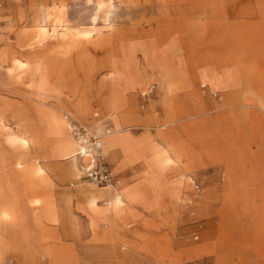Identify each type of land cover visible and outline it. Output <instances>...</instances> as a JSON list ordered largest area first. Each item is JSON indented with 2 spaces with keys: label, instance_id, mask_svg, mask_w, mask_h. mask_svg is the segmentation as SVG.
<instances>
[{
  "label": "rangeland",
  "instance_id": "rangeland-1",
  "mask_svg": "<svg viewBox=\"0 0 264 264\" xmlns=\"http://www.w3.org/2000/svg\"><path fill=\"white\" fill-rule=\"evenodd\" d=\"M61 11L66 21L57 23ZM170 24L181 34L190 31L198 35L192 40L177 38L172 46L161 32ZM145 41L147 55L138 49ZM0 50V106L2 102L11 106L9 121L14 107L23 112L28 125L39 129L25 143L12 141L0 130V162L14 167V160L21 156L43 168L50 177L55 205L67 211L70 204L63 223L42 221L41 228L31 229L35 249L31 259L20 258L6 248L0 264H264V179L254 177L258 172L264 174V112L255 108L256 120L230 126L223 114L213 134L201 131L181 134L185 140L171 138L197 158L193 166L185 161L182 164L190 181L180 191L174 214L170 209L151 214L139 204L157 203L162 197L158 195L160 188L170 180L168 166L160 171L146 155L145 162L153 169L157 184L149 190L141 186L126 193V210L118 218L128 207L139 205L138 221L128 220L125 232L110 231L105 221L97 230L90 226L89 217L78 206L85 202L90 188L101 190L104 186L92 183L83 171L71 172L69 163L60 157L62 137L56 125L47 121L60 102L54 91L58 82L60 90L68 94L73 88L87 98L99 92L113 94L120 109L124 92L136 86L130 94L132 103L123 111L129 109L139 118L149 114L146 122L168 121L163 129L184 114L216 116L223 110L219 103L230 98L222 87L221 72H227L226 67L240 75V89L249 100L264 102V81L259 75L264 71V0H0ZM173 51L174 61L184 63L188 70L185 76H172V89L158 95V71L152 58L159 52L165 57ZM108 57L116 63L110 68L111 79L106 77L109 69L101 63ZM20 62L24 65L19 67ZM133 62L149 69L148 75L130 76ZM188 80L207 106L201 114L193 105L188 107L192 103L181 86ZM151 84L156 85L152 93L141 95ZM91 110L98 119L89 125L71 116L69 120L101 136L112 184L120 182V177L124 178L121 187L140 181L142 172L135 175L138 164L126 159L130 155L126 150L133 146L142 157L147 143L136 147L122 136L128 132L139 138L149 131L155 134L156 128L145 129L132 114L124 122L108 114L99 102ZM117 124L124 129L109 133ZM229 129H233L232 138ZM232 143L236 157L242 160L247 156L250 161L251 178L245 188H235L234 203L226 204L224 173ZM116 145L126 158L120 155L113 160L109 156ZM17 176V180H27L22 174ZM12 180L9 173L0 172L2 199L13 195L6 187ZM65 195H70L68 200ZM105 199L100 198L99 204L104 205ZM43 247L47 260L41 258Z\"/></svg>",
  "mask_w": 264,
  "mask_h": 264
},
{
  "label": "crops",
  "instance_id": "crops-1",
  "mask_svg": "<svg viewBox=\"0 0 264 264\" xmlns=\"http://www.w3.org/2000/svg\"><path fill=\"white\" fill-rule=\"evenodd\" d=\"M172 28H174V26L170 24L168 30L161 32L174 36L176 34V31ZM173 53L174 51L163 57L162 61L166 60L170 63L171 66H173V68H166L164 71L169 72L170 76H185V72H187L186 70L188 69L183 66L184 63L177 64V62L174 61ZM133 64L134 68L130 76L145 77L148 75L150 70L146 67L144 68L143 64L138 65L137 62H133ZM227 69V72H221V76L223 77L222 87L230 95V98L224 99L222 103H219L221 108L220 110L223 109L221 112L216 113V116L207 115L203 117H184L182 119L174 121L173 126L168 127L165 130L162 129L161 132L159 131L160 127H158L156 123L153 124L154 120H152V123L146 122V118L150 117L149 114H146L143 118H139L136 113H131V110L129 109L123 111V107L125 105H130L132 103L130 94L134 90H136L137 87L131 86L124 92V104L123 107L118 111L120 119L125 122L132 114V116H134L133 118H135V120L140 123V126L148 130H150L151 128H156V132L155 134H152L149 131L139 138L132 137L128 132H126V134L122 136V138H124L125 140H130L131 144L136 147L142 146L145 143H155L161 148L167 149L168 156L172 160V162L168 165V169L166 172L168 174V179H172L174 181L169 182L170 180H168L163 184L162 188H160L161 190L159 191L158 195L162 196L161 199L157 203H148L144 201L139 203L140 205H143V207L151 214H159L167 211L168 209H170L174 214L176 210L175 206L178 204V200L180 199V191L189 184L190 178L185 174V167L184 165L182 166V164L185 161L187 165L193 166L196 163L197 158L188 150H182L180 148V144L174 143L178 138H180L181 140H185L184 138H182L181 134L195 135L197 134V132L199 133L201 131H204L207 134H213V129H215L216 127L218 128V124L222 120L223 114L230 126L233 125V123L237 124L242 122L241 125H243L250 123L253 119L256 120V115L253 113L255 108H257L259 111L264 112V102L258 101L259 104H257L258 102L256 103V100H249L245 92L240 89V75L226 67L225 70ZM255 71L257 70L255 69ZM262 73H264V71L260 70V79L264 81V75H262ZM151 86H154V88L156 87L155 84H151L146 90L141 92V95L152 93L153 89L150 90ZM158 100L159 97L157 96L154 102ZM191 105L193 104H189L188 107H191ZM149 125L150 127H148ZM232 130L233 129H229L227 131L230 138L233 137L232 133L234 132ZM178 132H180V135H178ZM171 138H176V140H173ZM156 139H158L159 142ZM170 147H172L173 150H170ZM232 147L233 143L230 144V157L226 160V169L224 173V203L226 204L234 203L237 198L235 188H245L247 186L248 180L251 178V174L249 173V170L247 168V165L250 162L247 159V156L240 160L239 157H236L234 147ZM120 155L126 158L121 153L119 146L116 145L111 148V153L109 154V156L113 160H117ZM133 163L138 164V167L135 169V175H138V172L141 171L142 174L140 175H142L141 177L143 178L144 172L148 170L147 163L142 160H138ZM23 167L24 168L20 169L9 166L5 168V173H9L13 178L11 184H9V186H6L12 189L13 195L0 202V261L3 259L2 252L6 248H10L20 258L31 259L35 250L34 242L31 236V229H33L34 227L41 228L42 221L52 224H61L66 221L67 217L69 216L70 204H68L67 201V211L64 208H59L53 201L49 181L50 177L49 175H47L48 172L41 169V171L44 172L47 178V182L45 184L37 186L34 180H30L31 174H35L37 167L30 164ZM66 171L69 172L68 166ZM17 174H23L24 177H27V180H17V178L19 177L17 176ZM254 177L261 180L264 179V174L258 172ZM123 181L124 178L120 177V182H113V184L121 198L127 201L126 193H128L130 190L140 189L141 183L138 181L133 185L121 187ZM175 192H178V196L176 197H174ZM44 195H47L48 200L47 198L46 200H41L42 196ZM86 195L87 199L84 203L79 204L78 208L89 217L90 226L94 230L98 229L99 223L101 221H105L110 227V231L125 232V226L128 220L138 221V212L136 207L139 204L134 205L131 208L128 207V212L123 217L113 218L108 213L94 214L90 212L87 207V204L92 195V198L97 199L99 206H104L99 204V199L102 197H106V194H104L102 188L101 190H98L97 188H90L89 191H87ZM65 196L66 200H68L70 197V195ZM38 199H40L39 202ZM41 251L42 260H47L48 254L46 249L43 247Z\"/></svg>",
  "mask_w": 264,
  "mask_h": 264
},
{
  "label": "bare ground",
  "instance_id": "bare-ground-1",
  "mask_svg": "<svg viewBox=\"0 0 264 264\" xmlns=\"http://www.w3.org/2000/svg\"><path fill=\"white\" fill-rule=\"evenodd\" d=\"M56 18H57L56 19L57 23H63L64 21H66L65 15L62 11L58 13ZM197 35L198 34H195V33L190 32V31L186 32L184 34H181L178 31H176V34L174 36H171L170 34H166L165 39L170 43V45L176 46V39L177 38H181V39L188 38L189 40H192ZM240 38H245V36H241ZM138 49L140 51H142L143 55H147V53L149 52V50L147 48L146 41L143 42ZM152 59H153L152 60L153 65L158 71L157 75H156V85H157V90H158L157 92H158V95H162V94H165L166 92H168L172 89V75L170 76L169 72L164 71L166 68H172V66L166 60L162 61L163 56L161 55L160 52L155 57H153ZM13 60H16V59H13ZM41 60H42V58H41ZM101 63L103 65V67L106 68V70L109 69V70H107L108 73H107L106 77L108 79L113 78V76L111 75L112 71L110 70V68L113 67L114 65H116V63L114 62V59L108 57V58L103 59V61ZM15 64H16V62H15ZM17 65L20 67L21 65H24V64L22 62H20ZM17 65H15V66H17ZM3 73L6 74V72H4V71H3ZM40 74H42V73H40ZM8 75L10 76V74H8ZM12 76H14V75H12ZM40 77H41V75H40ZM5 80L3 81V83L6 82ZM44 83L46 84V82H44ZM59 84H60V82H58L54 91L57 94V98H58L57 100H59L60 102L57 105L56 111L51 115L50 118H48L47 121H50L51 123L56 125L57 133L62 137V146H61V153H60L61 159L66 160L69 163V168H70L71 172L76 173V172L83 171V169L90 163V160L86 154H80V151H81L80 141L74 136L75 124H73L72 121L69 120V116L73 117L76 121H79L82 124L89 125L90 124L89 122L92 123V122L97 121V119H98V114H95V112L92 111L91 109L96 102H99L101 104V106L104 108V110L106 112H108V114L117 118V117H119L118 111L120 110L119 101H116L117 99L113 94L106 93V94H102V95H104V96H102L101 92H99L100 94H96L95 96H93L91 98H87L77 88H73L71 91H68L70 94L69 95L68 93H65L63 90H60V88L58 87ZM181 86H182V89L185 91L188 100L193 104L194 108L196 109L195 110L196 113L201 114V113L207 111V107L202 103L198 94L194 92V89L192 86V81H190V80L185 81L184 83H181ZM67 88H68V85H67ZM153 88H154V86H151L150 90H152ZM10 107H11L10 105H8L4 102H2V104L0 106V130L3 131L4 136L11 138L12 141H18L19 140L23 143H25L29 139L31 140L32 138H34V136L37 134L39 129L34 127V126L31 127L32 125L27 124L28 122L26 121L25 115L23 114L22 111L16 110L13 107V114L11 116V121L8 120V115H10ZM61 113H63V114L61 115ZM94 115H96V117ZM191 116H193V114H187V115L184 114L182 117L184 118V117H191ZM178 119H181V118H177L174 120H178ZM148 122L152 123V120L149 119ZM157 123H158L157 126L160 127L159 129H163V128L167 127L166 125H168L169 122L164 120V121H160V122L158 121ZM153 124H154V122H153ZM148 127H150V125ZM123 129L124 128H122V126L117 124V129L116 130L114 129V131H109V133L120 132ZM72 133H73V135H72ZM96 135H98L100 137V143H101L100 151L102 153L103 145L101 142V136L97 133H96ZM167 137H168V135H167ZM170 150H173V148L170 147ZM146 151L147 152L145 153V155H142V157H140V156H138L136 148L133 146H129L128 149L126 150V152H129L130 155L127 159L129 161L142 160L145 162L144 158L146 155L149 154L151 156V159L153 160V162L160 169V171L164 170L172 162V160L168 156V150L161 148L159 145H157L155 143L147 144ZM178 157H180V156H178ZM80 160H81L82 164L78 165V161H80ZM179 160H180V158H179ZM28 164H29L28 161L24 160L21 156L16 157V159L13 162L14 168H17V169L24 168L23 166L28 165ZM32 164L33 163H31L30 165H32ZM7 166H8V164L5 161L1 160L0 172L5 171V168ZM147 167H148V170L144 172V177L139 181L141 183V186L143 188H145V190H149L148 188L154 187L157 184V182L154 178L153 169H151V167L149 165ZM30 180H34L37 186H40V185L45 184L47 182V178H46L44 172L41 171V169H38V167L35 171V174L34 175L31 174ZM102 189H103L104 194H106V199L104 200V203H103L104 206H99L97 199L92 198V196H93L92 195L88 204H87L90 212H92L94 214L108 213L113 218H118L122 214H124V212L126 210L125 201L117 193L115 186H113V184H112V181L110 183H108L107 185H105ZM177 194H178V192H177ZM46 198H47V196L42 197L41 200H46ZM39 200L40 199H38V202H39ZM47 200H48V198H47ZM1 201H4V199H2V196L0 197V202ZM112 224H113V222H112Z\"/></svg>",
  "mask_w": 264,
  "mask_h": 264
},
{
  "label": "built area",
  "instance_id": "built-area-1",
  "mask_svg": "<svg viewBox=\"0 0 264 264\" xmlns=\"http://www.w3.org/2000/svg\"><path fill=\"white\" fill-rule=\"evenodd\" d=\"M74 136L80 141V154H86L90 160V163L83 169V175L99 186L110 183L113 176L110 164L100 151V137L80 124L74 127Z\"/></svg>",
  "mask_w": 264,
  "mask_h": 264
}]
</instances>
